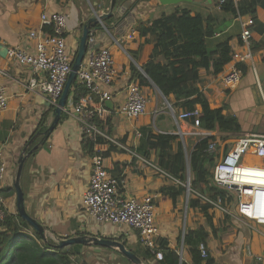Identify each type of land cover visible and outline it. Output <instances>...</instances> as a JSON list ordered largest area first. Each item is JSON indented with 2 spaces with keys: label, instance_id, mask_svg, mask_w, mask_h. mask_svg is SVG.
<instances>
[{
  "label": "crops",
  "instance_id": "obj_1",
  "mask_svg": "<svg viewBox=\"0 0 264 264\" xmlns=\"http://www.w3.org/2000/svg\"><path fill=\"white\" fill-rule=\"evenodd\" d=\"M110 1L0 0V70L6 73L0 74V85L6 88L8 95L7 109L0 113V150L7 165V174L1 190L5 194L2 195L3 208L10 213L17 212L13 188L17 161L45 114L48 116L46 127L49 126L53 108L49 107L43 94L26 87L33 76L32 68L19 65L8 58L6 50L9 46L19 45L32 51L35 42L28 39V33L40 29L42 12L56 11L67 14V49L71 54H75L83 24L94 13L108 12ZM255 2L251 49L258 75L263 78L260 80V87L249 68L243 72L237 86L225 87L221 78L229 70L231 62L217 75L200 68L199 78L195 83L206 94L210 108L224 106L225 115L237 118L241 128L239 132L233 133L197 129L189 121L176 120L174 116L168 115L161 94L153 87L139 83L137 73L132 68L143 74L142 66L150 58L154 41L149 34L141 36L137 26L148 25L161 15L174 12L176 8L187 9L192 14L199 13L214 19L215 33L208 39L209 48L227 41L231 51L237 52L243 50L240 42L241 20H245L248 15H240L241 19H238L233 12L224 11L218 5V0H192L176 5H163L158 0H117V10L109 21H105V18L102 22L104 28L99 23V28L93 27V24L90 26V29L98 30L95 46H107L111 50L117 72L109 87L113 109L103 105L108 110L103 122L108 121L110 135L136 151L144 148L147 133L176 135L177 139L172 143L173 151L177 149L178 137L194 134L197 130L206 132L207 136H214V140L218 142V150L223 140L232 137L235 139L229 147L233 146L238 138L264 135V0ZM132 31L134 34L130 38L128 35ZM130 83L138 84L148 101L146 112L136 119H126L116 111L124 102ZM72 89L73 86L67 102L72 99ZM167 105L172 108L171 103ZM172 109L176 114L182 111L180 107ZM152 122L156 125L152 126ZM110 148L112 150L104 158V162L109 172L122 180L121 194L135 198L155 196V222L159 228V238L166 240L167 246L172 250L183 247L182 261L190 260L183 245L185 230L203 227L209 235L206 246L213 259L212 264H263V225H251L249 221H245L249 224L246 228L232 217L229 223V220H226L227 215L211 209L208 210L211 221H207L199 208L188 206L184 193L180 194L173 204L167 189L177 188L175 182L163 178L152 169L139 164L128 153L108 143L94 146V150L99 152H106ZM149 158L154 159L152 152ZM253 162L264 165V159H255ZM90 163V156L82 149L79 125L73 116H67L24 163L20 183L26 212L46 230L47 238L85 234L121 238L126 241L130 250H137V255L143 259L145 249L138 242L134 230L97 223L82 212V196L89 182ZM245 248L248 249L247 254ZM256 257L261 260L258 261ZM145 263L158 264V261L153 256Z\"/></svg>",
  "mask_w": 264,
  "mask_h": 264
},
{
  "label": "built area",
  "instance_id": "obj_2",
  "mask_svg": "<svg viewBox=\"0 0 264 264\" xmlns=\"http://www.w3.org/2000/svg\"><path fill=\"white\" fill-rule=\"evenodd\" d=\"M234 3L238 0H233ZM223 0H218L220 6ZM66 17L64 12L44 11L40 15V29L28 33V39L34 40L33 50L22 46H9L6 50L8 58L17 64L30 66L33 76L26 87L33 92H40L46 97L50 108H54L63 91L68 74L71 71L74 54L67 49ZM238 19L241 16L237 15ZM104 28L102 22L99 23ZM240 42L243 50L231 52L230 68L222 75L221 82L225 87L234 88L239 83L243 70L240 64L249 68L260 87L258 71L251 49L252 26L254 18L250 15L241 20ZM50 27L52 32H46ZM97 29H90L87 39V49L84 58L76 72V83L86 89L77 99L73 98L66 103L62 112L73 116L80 128L82 140L96 143L97 138L104 140L115 148L130 155L139 164H142L163 178L173 180L185 189L187 201L193 195L209 209L228 215L237 222L245 220L256 225L264 226V165L253 162L255 159H264V135H249L238 138L234 145L226 152L218 151V142H208L206 152L215 156L212 169V179L218 186L225 187L233 192V201H223L220 197L212 198L190 187L187 181H180L158 166L154 159L141 155L116 137L102 129L99 122H103L108 110L103 107L104 101L111 99L109 87L116 77L114 59L107 46L96 47ZM134 31L128 35L132 37ZM0 74L5 75L3 70ZM260 89V88H259ZM264 99V97H263ZM147 98L141 92L138 84L130 83L126 89L125 100L117 107V112L126 119H136L146 112ZM8 95L6 88L0 85V113L7 109ZM171 109L176 120L189 121L193 127L200 128L199 108L182 110L176 114ZM194 135L200 139L207 136L204 131H196ZM199 139V140H200ZM0 150V219L3 217L4 198L1 186L7 174V165L1 157ZM91 167L87 189L82 196V212L97 223L118 228L134 230L138 242L149 250L157 261L163 258L161 250H157L159 228L155 222V196L145 195L142 198L123 196L121 194L122 180L112 175L101 155L90 157ZM202 263L209 256L207 246L199 244ZM183 259V247L176 250ZM261 260V258H258Z\"/></svg>",
  "mask_w": 264,
  "mask_h": 264
},
{
  "label": "trees",
  "instance_id": "obj_3",
  "mask_svg": "<svg viewBox=\"0 0 264 264\" xmlns=\"http://www.w3.org/2000/svg\"><path fill=\"white\" fill-rule=\"evenodd\" d=\"M224 11H231L236 15L255 16V0H223L220 5ZM255 19V18H254ZM109 21V18L105 19ZM99 28V24L92 25ZM214 19L211 16H202L199 13L192 14L187 9L176 8L170 14H163L152 20L148 25L139 24L137 29L141 36H152L153 50L150 58L143 64L141 74L135 70L141 85L154 87L171 103L172 108L180 107L182 110L199 108L200 128L207 131L239 132L240 124L236 117L225 115L223 107L212 109L209 106L206 94L196 85L199 78V69L204 68L217 75L231 60V47L227 41L208 47V39L214 36ZM46 32H52L50 27H45ZM243 72L244 64H240ZM85 88L73 83V98L77 99L80 93H86ZM67 116L62 112L58 123ZM48 116L45 114L30 136L28 149L46 142L43 138L46 130ZM102 129L110 134L108 121L99 122ZM214 136H206L193 146L190 157V187L212 198L220 197L223 201H233V192L225 187L218 186L212 179V169L215 156L206 152L208 142L214 140ZM177 136L163 133H147L144 139V148L138 152L149 158L151 152L160 168L168 172L174 178L185 181L184 152L181 142L178 141L176 151H173L172 143ZM96 143H104L97 138ZM28 144V143H27ZM95 142L82 140V149L91 157L95 154L107 157L111 148L106 152L94 150ZM226 146L224 152L228 150ZM33 150L29 158L35 154ZM118 178V176L114 175ZM120 179V178H118ZM164 191V189H163ZM184 187H169L167 193L175 204L177 197L182 194ZM2 195L5 196L4 191ZM189 207L199 208L207 221H211L208 214L209 207L198 199L189 198ZM228 216V215H227ZM229 217V216H228ZM216 235V233H214ZM121 240V238H118ZM209 239L208 232L203 228L186 229L183 235V245L189 255V262L180 260L175 250L167 246L164 239L157 241V250H161L163 258L158 264H201L199 244L206 243ZM126 245V241L123 240ZM82 244H73L64 247H56L51 238L44 240L43 236L36 232L31 225L22 219L17 212L10 213L3 208V217L0 219V264H86L81 256ZM130 249V248H129ZM138 254V252H134ZM154 255L147 249L142 254L144 262ZM123 260L128 262L124 257ZM210 255L204 264H212Z\"/></svg>",
  "mask_w": 264,
  "mask_h": 264
},
{
  "label": "water",
  "instance_id": "obj_4",
  "mask_svg": "<svg viewBox=\"0 0 264 264\" xmlns=\"http://www.w3.org/2000/svg\"><path fill=\"white\" fill-rule=\"evenodd\" d=\"M158 2L163 5H172V4L176 5L181 2H192V0H158ZM116 10H117L116 0H111L108 12L103 13V14L94 13L93 16H91L88 19V21L83 24L82 34L79 39L77 51L74 54L73 62L71 65V71L68 74L63 91L58 99V103L53 108L52 120L43 134L44 139L47 138L57 126L60 115L62 113V109L67 103V99L71 92V88L76 79V72L79 69V66L84 58V55L87 49V39H88L89 31H90V26L92 24L95 25V24L103 22L105 18H110ZM262 79H263L262 77H259V80H262ZM153 86L161 94L159 89L155 85ZM161 96L163 97L165 102L169 104L167 99L162 94ZM104 104L107 108L113 109V102L111 101V99L105 100ZM40 143L35 145L32 149L27 150V147L30 144V142H28V144L23 148L21 155L16 164V168H15V172L13 176V188L16 194L17 214L22 219H24L26 222H28L36 232L40 233L43 236L44 240H47L46 230L41 226V224L37 220H35V218L31 217L25 210L23 191H22L21 183H20L24 163L27 160V158L30 156V154L33 152V150L36 149L40 145ZM189 176L186 179L188 183H190ZM187 199L188 198L186 196V200ZM52 240L54 241V245L59 248L64 247V246L73 245V244H82V245H90V246H97L101 248L113 249L117 251L120 255H122L131 264H146L143 261V259H141L132 250H130L123 241L117 238L85 234V235H77V236L66 237V238H60L58 236H53Z\"/></svg>",
  "mask_w": 264,
  "mask_h": 264
},
{
  "label": "rangeland",
  "instance_id": "obj_5",
  "mask_svg": "<svg viewBox=\"0 0 264 264\" xmlns=\"http://www.w3.org/2000/svg\"><path fill=\"white\" fill-rule=\"evenodd\" d=\"M153 89H155V88L153 87ZM163 103H164L163 106L167 110L168 115L173 116L172 111L168 107L167 103L165 101H163ZM154 124L152 122V126ZM199 139H200L199 136L194 135V134H188V135L185 134L183 136H180V138L178 137V141L181 142L182 147H183V152H184L185 181H186L187 177L190 175L191 152L193 150L194 144L196 142H198ZM234 139L235 138L232 137L231 139L223 140L222 144L220 146L221 149L219 148L218 151L221 152V150L226 148V146H229V144H231L234 141ZM165 179H167V178H165ZM168 180H171V179L168 178ZM183 193H184V197L186 198L185 191ZM189 198L195 199V197L193 195H191ZM231 219H232L231 217L226 218V220H229V223L231 222ZM245 221L247 223H249L247 220H245ZM237 223L241 224V226L246 227V228H247V225H249L245 222H243V223L237 222ZM251 225H253V224L251 223ZM135 251L138 252L137 250H135ZM244 251L246 252V254L248 253L247 248H245ZM241 254H242V252L239 253V255H241ZM81 256H82V258L86 264H128L123 260V258H122L123 256L120 255L117 251H115L113 249L101 248V247H97V246L84 245V247L81 248ZM256 259L259 261V259L257 257H256Z\"/></svg>",
  "mask_w": 264,
  "mask_h": 264
}]
</instances>
